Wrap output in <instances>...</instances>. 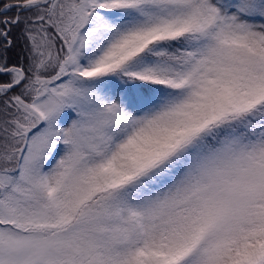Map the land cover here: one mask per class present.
<instances>
[{"label":"snow or ice","instance_id":"snow-or-ice-1","mask_svg":"<svg viewBox=\"0 0 264 264\" xmlns=\"http://www.w3.org/2000/svg\"><path fill=\"white\" fill-rule=\"evenodd\" d=\"M0 264H264V0H0Z\"/></svg>","mask_w":264,"mask_h":264}]
</instances>
